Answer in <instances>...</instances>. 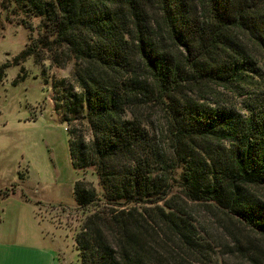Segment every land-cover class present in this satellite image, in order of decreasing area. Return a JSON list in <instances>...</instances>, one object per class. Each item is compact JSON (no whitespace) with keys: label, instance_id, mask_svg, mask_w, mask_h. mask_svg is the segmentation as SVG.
<instances>
[{"label":"trees","instance_id":"trees-1","mask_svg":"<svg viewBox=\"0 0 264 264\" xmlns=\"http://www.w3.org/2000/svg\"><path fill=\"white\" fill-rule=\"evenodd\" d=\"M5 1L39 18L21 58L72 63L54 108L71 166L101 189L73 185L77 208L93 206L79 264L218 263L201 214L232 241L220 253L263 264L264 0Z\"/></svg>","mask_w":264,"mask_h":264},{"label":"rangeland","instance_id":"rangeland-1","mask_svg":"<svg viewBox=\"0 0 264 264\" xmlns=\"http://www.w3.org/2000/svg\"><path fill=\"white\" fill-rule=\"evenodd\" d=\"M40 32L38 17L26 16L14 2L0 0V217L9 225L14 216L21 215L19 228L42 237V245L56 253L59 264H79L74 236L93 206L77 208L73 185L77 179H85L98 195L101 189L91 168L71 166L65 124L54 108V99L61 94L60 81H70L72 63L54 66L48 53L38 62L32 55L20 57L27 47L38 49ZM162 118L161 111L155 110L152 119L158 133L164 128ZM158 135L167 142L163 132ZM179 175L180 169L171 173L175 180L172 193L179 192ZM5 194L8 197L3 198ZM200 222L221 245L215 248L218 263L212 264L221 260L250 264L239 255L220 253L224 243L226 249L232 248V241L213 217L201 214ZM258 245L264 264V243Z\"/></svg>","mask_w":264,"mask_h":264},{"label":"crops","instance_id":"crops-1","mask_svg":"<svg viewBox=\"0 0 264 264\" xmlns=\"http://www.w3.org/2000/svg\"><path fill=\"white\" fill-rule=\"evenodd\" d=\"M32 218L36 219L34 213ZM22 219L21 215L14 216L6 225L0 217V264H59L56 253L42 245V237L19 228Z\"/></svg>","mask_w":264,"mask_h":264}]
</instances>
